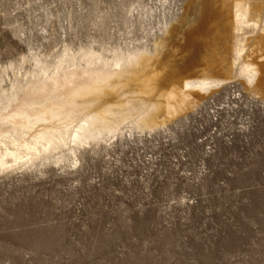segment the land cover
I'll return each mask as SVG.
<instances>
[{
	"label": "rangeland",
	"instance_id": "rangeland-1",
	"mask_svg": "<svg viewBox=\"0 0 264 264\" xmlns=\"http://www.w3.org/2000/svg\"><path fill=\"white\" fill-rule=\"evenodd\" d=\"M234 1L0 0L1 85L23 84L36 58L53 70L90 50L109 61L150 52L163 90L223 77ZM259 90L232 80L198 108L174 101L179 117L153 132L124 123L1 172L0 264H264Z\"/></svg>",
	"mask_w": 264,
	"mask_h": 264
},
{
	"label": "bare ground",
	"instance_id": "bare-ground-1",
	"mask_svg": "<svg viewBox=\"0 0 264 264\" xmlns=\"http://www.w3.org/2000/svg\"><path fill=\"white\" fill-rule=\"evenodd\" d=\"M231 15L229 71L223 77L186 76L159 89L146 50L115 53L111 61L91 50L77 60L63 54L60 63L67 66L53 70L36 58L39 69L9 89L0 77V173L35 166L65 147L74 154L76 146L115 134L124 123L140 132L158 130L179 117L174 101L198 107L232 80L261 94L264 52L253 46L262 40L264 49V1L235 0ZM127 88L134 90L121 97Z\"/></svg>",
	"mask_w": 264,
	"mask_h": 264
},
{
	"label": "built area",
	"instance_id": "built-area-1",
	"mask_svg": "<svg viewBox=\"0 0 264 264\" xmlns=\"http://www.w3.org/2000/svg\"><path fill=\"white\" fill-rule=\"evenodd\" d=\"M198 107H199V106H198ZM198 107H197V108H198ZM196 110H197V109H196ZM198 110H199V109H198Z\"/></svg>",
	"mask_w": 264,
	"mask_h": 264
}]
</instances>
